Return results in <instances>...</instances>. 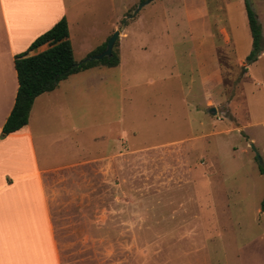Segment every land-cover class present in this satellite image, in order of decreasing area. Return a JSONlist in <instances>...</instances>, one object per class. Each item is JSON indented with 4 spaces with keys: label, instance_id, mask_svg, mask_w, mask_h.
Segmentation results:
<instances>
[{
    "label": "rangeland",
    "instance_id": "374dc122",
    "mask_svg": "<svg viewBox=\"0 0 264 264\" xmlns=\"http://www.w3.org/2000/svg\"><path fill=\"white\" fill-rule=\"evenodd\" d=\"M143 1L70 3V40L77 62L87 59L116 30L127 34L125 38L119 35L117 41L123 62L117 68L100 67L69 77L64 82L66 89L52 104L46 101L42 112L48 113L51 104L52 115L63 117L64 122L54 124L55 133L80 128L79 136L74 133L73 137L79 141L81 157L102 151L125 133L129 152L122 185L128 189L127 197L142 199L138 206L143 205L144 216L151 215L153 200L158 197L155 205L161 206L154 209L155 217L175 211L179 217L234 218L241 224L220 226L221 236L209 233L208 238L187 240L168 233L159 236L167 225L142 224L133 231L138 239L121 242V248L113 242L110 252L103 242L90 240L84 264H264V175L251 147L253 143L264 161V55L248 64L249 69L246 63L239 64L240 57L246 59L252 50L248 21L241 12L246 10L245 0H201V12L190 7L187 13L180 0H154L125 25L124 20ZM248 2L258 15L264 37V0ZM223 24L230 28L236 51L221 43L218 30ZM200 43L217 46V59L209 55L208 67L212 71V65L219 62L220 103L216 113L209 114L208 135L195 148L167 145L206 133L191 121L189 81L182 79L190 73L197 75L201 58L189 52H197L194 44ZM221 127H228L229 133L218 135ZM185 184L190 189L175 192L169 204L162 200L173 195L169 189ZM120 186L95 194L96 229L101 226L103 207L126 196L119 192ZM131 212L128 208L125 216H135ZM254 219H260V224L254 225ZM85 227L88 229L87 224ZM107 229L111 233L110 226Z\"/></svg>",
    "mask_w": 264,
    "mask_h": 264
},
{
    "label": "crops",
    "instance_id": "0c3cea01",
    "mask_svg": "<svg viewBox=\"0 0 264 264\" xmlns=\"http://www.w3.org/2000/svg\"><path fill=\"white\" fill-rule=\"evenodd\" d=\"M72 1L0 0V264H84L90 252L87 248L90 240L103 242L105 251L110 252L115 245L113 242H117L121 248V242L138 239L140 236L133 231L148 223L169 226L161 229L159 236L168 233L177 236L179 240L195 237L204 239L208 238L209 233L221 236L224 231L220 226L228 222L233 225L241 224L240 220L234 218L191 215L179 217L175 211L168 213L169 216L155 217L154 209L161 206L155 205L158 197L153 200L151 215L144 216L143 205L138 206L143 204L142 199L133 195L127 197L128 189L122 185V178L126 174L125 156L129 152L125 133L119 134L116 139L106 144L102 151L81 157L79 141H74L73 137L74 133L75 137L79 136L78 126L67 133L52 131L55 123L64 122L61 114L52 115L54 106L51 104L57 100L54 98L59 96L60 91L66 89L63 88L65 80L55 90L43 93L35 99L29 123L25 127L8 136H2L3 125L14 107L19 86L15 56L26 51L38 36L62 17L67 18L70 29L69 6ZM196 1L180 0L186 10L184 12L187 13L190 7L201 12V0L199 3H195ZM241 12L248 21L247 10ZM218 34L222 44H230L237 50L228 24L221 25ZM126 36V33L121 32L120 37ZM194 47L197 52L190 51L189 54H196L201 58L199 71L197 75L190 73L187 78L183 77L184 74L181 77L189 81L188 100L192 109L188 104V113L191 121L199 123L202 131L206 130V133L204 131L201 135L177 139L167 144H184L187 149L195 148L199 139L208 135L207 130L211 123L209 114H214L212 108L215 109L220 103L223 91L219 62L212 65V71L208 67L209 55H213V60L215 57L217 59L216 44L213 43L210 47L208 43H200L198 46L194 44ZM47 48L48 45H43L31 51L30 55ZM170 50L171 48L168 52ZM119 51L121 65V45ZM241 63H246L244 57H240L239 64ZM247 66L249 69L248 64ZM100 67L102 66L95 68ZM252 80L254 81L253 78ZM46 101L51 102L48 113L42 112ZM262 122L264 124V120ZM217 133L227 135L229 128L221 127ZM249 140L255 142L256 139L249 135ZM118 184L121 185L119 192L126 196L114 199L113 206L103 207L99 218L101 223H98L101 226L97 231V206L94 196L101 191L111 192ZM188 189L190 187L186 184L167 189L173 195L162 200H167L169 204L175 192L183 193ZM128 208L132 209L135 216H125ZM260 221L254 219L253 224H260ZM108 226L111 233L107 232ZM94 229L96 233L93 232ZM206 241L207 239L205 243ZM202 246L205 247L206 244L203 243Z\"/></svg>",
    "mask_w": 264,
    "mask_h": 264
},
{
    "label": "trees",
    "instance_id": "16d2710c",
    "mask_svg": "<svg viewBox=\"0 0 264 264\" xmlns=\"http://www.w3.org/2000/svg\"><path fill=\"white\" fill-rule=\"evenodd\" d=\"M247 18L252 37V50L246 58L247 64L255 63L264 52V37L262 25L248 0H245ZM105 43L92 51L87 59L77 62L70 40L69 23L62 17L49 30L38 36L29 48L15 56V69L18 78V91L14 107L2 128V136L17 132L29 123V116L35 99L43 93L55 90L62 81L70 76L90 70L95 67L116 68L120 65V51L117 43L111 57L102 60L90 58L103 52ZM43 45H48L44 51L30 55ZM264 175V167L259 166ZM264 203V201H263Z\"/></svg>",
    "mask_w": 264,
    "mask_h": 264
},
{
    "label": "water",
    "instance_id": "95a60500",
    "mask_svg": "<svg viewBox=\"0 0 264 264\" xmlns=\"http://www.w3.org/2000/svg\"><path fill=\"white\" fill-rule=\"evenodd\" d=\"M154 0H145L143 1L142 3H140L138 5V7L134 10V12L129 15L125 20H124V24L126 25L127 24V20L128 19H132L134 18L139 12L140 10L142 9V7H144L145 5L149 4L150 2H152ZM119 35H120V30H116L114 32V34L110 37V39L108 40V44H107V47L106 49L99 53V54H95L93 55L90 59L91 60H102L104 59L105 57H111L112 54H113V50H114V47L119 39ZM212 112L215 114L216 111L214 108H212ZM251 147L253 148V150H255L256 152V158H257V161L259 163V166L261 167H264V161L260 155V153L257 151L256 147L254 146V144H251Z\"/></svg>",
    "mask_w": 264,
    "mask_h": 264
}]
</instances>
